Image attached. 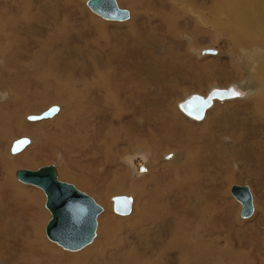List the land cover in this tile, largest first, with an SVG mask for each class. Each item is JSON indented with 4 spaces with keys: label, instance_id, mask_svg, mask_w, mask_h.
<instances>
[{
    "label": "rangeland",
    "instance_id": "obj_1",
    "mask_svg": "<svg viewBox=\"0 0 264 264\" xmlns=\"http://www.w3.org/2000/svg\"><path fill=\"white\" fill-rule=\"evenodd\" d=\"M86 1L0 0V26L8 34L7 39L0 37V48L9 55L0 54V237L9 238L14 247H20L23 239L33 238L27 223L33 225L31 212L36 205L29 203L34 202L40 205L43 216V240L54 245L58 252L76 254L95 246L101 248L100 244L113 239H132L136 234L131 227L133 217L152 206L153 201H166L171 212L163 218L162 232L157 230V237L152 234L148 238L147 247L151 248L154 239L162 240V245L168 241L172 226L180 225L187 233H193L194 223L204 213L203 205L213 210L217 199L214 208L217 211L212 214L220 221L217 227L218 231L221 228L222 246L229 248L230 239L233 245L228 252H236L244 259V263L218 264H264V248L258 244L264 240V128L249 111L237 105L254 101L257 94L216 101L201 121L189 119L178 108L179 101L191 93L205 95L212 85L226 87L235 82L241 70L245 75L243 66L248 62L244 59L239 65L230 53L240 55L247 49L253 54L260 52L259 48L252 43L230 46L232 43L220 28L210 20L200 19L203 9L213 0H117L130 11L129 20L124 22L102 18L90 10ZM29 17L32 21L25 23ZM38 26L42 27L40 32ZM223 42H228L230 48L225 49ZM13 44L17 46L10 48ZM202 48H215L219 53L200 56L195 53ZM210 59H217L219 64L232 60L240 71L230 78L210 79L195 63ZM256 65L251 68L252 75ZM59 66L61 71L56 70ZM94 69L114 74L111 98L106 97L104 84ZM53 70L62 72L65 82L81 85L75 84L68 97L57 96L41 82ZM66 72L77 78L65 79ZM47 79L52 82L51 76ZM54 104L60 105L59 114L41 121L35 119ZM170 107H174L187 128L208 123L201 138L188 129L174 130L171 139L162 138L165 121L161 115ZM64 122L68 123L65 137L68 147L63 149L64 138L54 128L66 125ZM40 123L48 125L35 127ZM165 128L170 130L168 126ZM47 134L49 137L45 139ZM23 136L29 137L31 143L12 154V143ZM189 137L194 140L183 147L181 156L176 147ZM42 146L50 151L39 153L37 149ZM138 147L149 156L151 168L141 177L132 178L123 157L136 161L140 157ZM174 154L182 159L176 162L164 159ZM22 155H28L27 160ZM49 164L57 165L62 181L73 184L104 208L98 217L95 241L83 250H65L49 240L45 228L51 214L45 207L43 190L16 178L18 169H37ZM234 184L248 185L253 192L255 212L248 219L240 217L241 205L230 193ZM119 194L133 198L129 215L119 216L113 210L111 197ZM251 233H255V238ZM135 239L140 243L138 235ZM11 242L0 240L2 254L8 253L6 247Z\"/></svg>",
    "mask_w": 264,
    "mask_h": 264
},
{
    "label": "bare ground",
    "instance_id": "obj_2",
    "mask_svg": "<svg viewBox=\"0 0 264 264\" xmlns=\"http://www.w3.org/2000/svg\"><path fill=\"white\" fill-rule=\"evenodd\" d=\"M16 10L17 9H15V11ZM22 11H23V8L19 9V12H22ZM20 16L22 18H24L25 14L24 15L21 14ZM200 19L203 21L210 20L212 25H215L216 27L220 28L227 35L230 42L232 43V44L230 43L231 44L230 46L240 45L242 43H246V44L252 43L253 46H256L259 48L260 52H258V53L255 52L253 54H250L249 52H247L246 51L247 49L242 50L240 52V55L237 53H230V56L233 55L235 57L237 64H239V63L243 64L241 61H243L244 59L248 62L247 66H243V71H244L245 75L241 74L242 70H241V72H239L240 70L237 69V67H238L237 64H234L232 62V60H230V61L228 60V63L223 62L220 64H219V61L217 59H210V60H206V61L204 60V62H198L197 61L198 63L197 62H195V63H196V66L203 72V74L209 75L210 79H212V77H214V79L218 78L219 80H222L225 77L230 78L232 75L235 76V73L239 72L240 77L238 79H235L236 80L235 82H233V83L231 82L230 85H232V84L238 85L237 87L239 89V92L245 93V96H241L240 98H242V97H244L243 99L248 98L249 96H251L254 93H255L254 95H256V94L257 95H256V99L252 102H246L247 101L246 100L245 103L240 102L238 104L237 103H235V104L239 105L241 110H246L247 112L249 111L250 114L253 115L252 116L253 118H257L259 125H261L264 128V0H213V3L208 8L203 9V13L200 14ZM30 21H32V20L29 17L28 21H25V23L26 22L28 23ZM98 24H99V22H98ZM33 25H35V24H33ZM40 28L42 29L41 26H40ZM94 28H96V27L94 26ZM37 29H39V26ZM41 29H39L37 31L40 32ZM5 30L2 26H0V37H2L3 39H7V37H8V34H7V32H5ZM109 35H111V33H109ZM105 41L109 42V40H105ZM223 43H224L225 49L230 48L228 42L227 43L223 42ZM14 46H17V44H13L12 46H10V48H12ZM0 47H2V45H0ZM4 47H6V46H4ZM202 49H204V48H202ZM202 49L196 50L195 53L200 56ZM256 51H258V50H256ZM5 53H6L5 50L3 51L2 48H0V54H3L2 56H4V57H8L9 55H5ZM208 58H209V56H208ZM256 59L258 60V64L256 62ZM221 61H224V60H221ZM217 65H220V67ZM254 65H256V69H255V73L252 75L251 68ZM82 69H85V68L82 66ZM56 70L61 71V67L56 68ZM95 70L96 69H94V71ZM27 72L29 73V70ZM190 72H191V70H190ZM67 73L72 74L71 72H66L65 73V79L72 80L74 78H77V77L71 76L70 74H67ZM96 73L98 75V79L104 84V90H105L106 97L111 98L113 95V94H111L112 83L115 80L114 74H112L111 71L100 72V70H98V69L96 70ZM63 75L64 74L62 72H61V74H59L55 70H53L52 72H49L48 76H51L52 82H50L51 80L48 81V79H47L48 76H47L44 80L41 81L43 84V87L44 88H50L51 90L54 91V93L57 96L68 97L74 91L73 90L74 85L77 84L76 86H78V85L80 86L81 84H79L78 82L67 83L64 80H62V79H64V78H62ZM106 83H108V84L106 85ZM212 87H214V86L212 85ZM210 89H208V90H210ZM206 92H208V91H206ZM60 101H63V100L60 99ZM232 102H234V101H232ZM122 104H119V105L121 106ZM54 105L59 106V111L61 110L60 105H57V104H54ZM45 110H47V109H45ZM45 110H43V111H45ZM39 113H41V112H39ZM39 113H36V114H39ZM244 113H245V111H244ZM224 115H227V114L225 113ZM222 116L223 115L221 114V117ZM227 116H229V115H227ZM26 118H28V117H26ZM161 118H162V120L165 121V123L162 125V128L165 131L163 132L161 137L165 138V139L173 138L172 133L174 130L182 131L183 129H188L189 132L191 130L194 135H196V136L199 135L198 138H201L202 134L206 132V124H208L205 122L203 125L200 124L201 126H198V127L191 126V128H187L185 126V124L183 123V121L180 119V116L178 115V113L176 112L174 107L173 108H171V107L167 108L166 111H164L162 113ZM181 118H183V117H181ZM56 119H59V118L57 117ZM66 122H64V124H66V125H59L58 127L54 128L55 129L54 132H57L58 135H61L64 138V142L62 144L63 149L68 147V144L66 142L67 139H65L66 132H67L66 128H67V124H68ZM37 125L38 126H47L48 124L47 123H40V124H36L35 127ZM166 126H168L170 130L166 129L165 128ZM229 127H230V125H229ZM69 131H71V130H69ZM254 134H256V133H254ZM189 135L191 136V133ZM263 135H264V133L262 134V136ZM23 137H27V136H23ZM48 137L49 136L47 134L45 139H47ZM182 137L183 136H181V138ZM27 138L30 139L29 137H27ZM193 140H194L193 137L192 138L189 137L187 139L182 140L179 143V145L176 147L178 154H180L182 156L183 154L181 152L183 150V147L186 146L187 144H189V142H193ZM30 142H31V139H30ZM13 143H12V146H13ZM197 147H199V146H197ZM37 151H39V153L44 152V154H45L46 152H49L50 150H47V147L42 146L40 149L38 148ZM262 151H263V148H262ZM137 152H140V153H138L140 157L134 163L127 160V157H126V159L123 157L124 161L122 160L130 168V171H131L130 177H132V178L141 177L147 171V169L149 167L151 168V166H150L151 160H150L149 156L147 155V153L143 152V149L141 147L137 148ZM141 152H143V153H141ZM144 153H146V154H144ZM12 154H15V153L12 152ZM168 154H170V153H168ZM27 156L28 155H22V157H24L23 160H27ZM164 159L170 160V161L172 160V162H176L177 160L182 159V157L178 158L177 155L174 154L171 157H167ZM138 165H139L140 170L136 168V166H138ZM15 175H16V173H15ZM231 187H232V185H231ZM231 187H230V193L233 196L232 191H231ZM119 195L129 196V195H125V194H119ZM116 196H118V195H113L111 197L112 207L114 206V198ZM129 197H131V196H129ZM166 197L169 198V195H167ZM45 199H46V196H45ZM132 200H133V198H132ZM216 200H214V202H213L214 208L217 207V201ZM225 203H226V201H225ZM29 204L31 206L36 205L31 212L33 214V218H34V221L32 222L33 225H31L30 223H27V225L30 227V229H32V234H33L32 237L33 238L31 240L27 239V241H25V239H23L21 244H20V247L19 246L14 247L13 242H11V240L9 238L0 237V240H6L7 242H11V244H12V245L6 247L7 248L6 252H8L6 254L5 253L2 254V252H4V251H1V248H0V264H218L219 262H222V261H232V262L239 261L241 263H244L243 257L238 256V253L228 252L229 249L232 248V245H233V243L230 241V239H228L229 240V248L223 247L224 244L222 246V243H221L222 232L220 231L221 228L218 231V227H217L220 225V224H217L220 221H218L217 218H215V217L213 218V216H215L213 214L216 213L217 210H214V208H213V210H211L212 207H210L209 205H206V204L203 205V207H204L203 212L204 213L202 214V218L198 219L197 221L195 220L196 222L194 223V226L192 227V232L194 231L193 233H190V232L187 233L186 231H184L182 229V227L180 225L172 226V230L169 234V239L164 245H162L163 241L161 240L162 239V236H161V239H160L161 242L154 239L155 245L151 248L147 247L146 242H147L148 238L150 239V236L152 234L154 235V238L157 237V236H155V233L157 230H159L160 233L162 232L160 229H162L164 227V226H162V228H161V224L165 220V219L163 220V218H166L169 215V213L171 212V210L168 206V202H166V201H153L152 206L148 205L147 208L143 212H141L139 215H135V217H133L131 227L135 229V232L134 231L133 232L136 234L133 235L132 239L130 238L131 240L128 237H126V238L124 237V241H121L120 239L119 240L113 239V240H111V242H108V244H103V245L100 244L101 248L95 246V247L88 248V249H86L82 252L76 253V254L68 253V252H58L54 245H50L45 240H43V238H42L43 234H41L42 233V219H43L42 217L43 216H42V212L40 210V205L35 204L34 202L29 203ZM137 206H136V209H137ZM136 209H135V212L137 213V211L139 210V207H138V210H136ZM226 209H227V207H226ZM241 209H242V206H241ZM241 209H240V217H241ZM132 210H133V208H132ZM225 212L227 213L228 211H225ZM161 214L164 216H162ZM224 215H225V213H224ZM119 216H123V215H119ZM221 216H222V214H221ZM225 216H227V215H225ZM223 219H225V218L223 217ZM212 220H214V222ZM222 221H224V220H222ZM182 222H183V220H181V223ZM211 222H213V223L211 224ZM257 222H259V221H257ZM225 223H228V222L225 221ZM195 224H196V226H195ZM239 224H241V223H239ZM228 226H230V225H228ZM253 226H254V224L252 225V227ZM232 227H233V225H232ZM129 229H130V227H129ZM252 231H254V230H252ZM255 231H256V229H255ZM238 232H237V234H238ZM240 232H241V230H240ZM253 234H255V233H253ZM136 235H138L140 237V240H141L140 243H138L137 240L135 239ZM258 235L261 236V234H258ZM235 237L236 236H234V238ZM246 237H248V236L246 235ZM253 237H254V235H253ZM248 238L250 239V236ZM108 239H107V241H108ZM262 240H259L258 244H260V247L263 245V248H264V240L263 241ZM158 243L159 244L161 243L160 246L155 247L158 245ZM0 245L2 247V244H0ZM96 245H98V243ZM254 245L255 244H253V246ZM236 246H239V245H236ZM3 250H4V248H3ZM153 250H155V251H153ZM69 251H71V250H69ZM18 253H20V254H18ZM5 255H6V257H4ZM246 263H248V262H246ZM223 264H227V263H223Z\"/></svg>",
    "mask_w": 264,
    "mask_h": 264
},
{
    "label": "water",
    "instance_id": "obj_3",
    "mask_svg": "<svg viewBox=\"0 0 264 264\" xmlns=\"http://www.w3.org/2000/svg\"><path fill=\"white\" fill-rule=\"evenodd\" d=\"M86 5L93 13L109 21L124 22L129 20L131 16L130 11L122 8L117 0H87ZM201 53L216 55L219 51L215 48H204ZM237 86L233 84L227 87L214 86L205 95L198 92L191 93L179 101L178 108L188 118L201 121L205 118L207 111L215 104V101H226L244 96V92L239 96L231 95V89L239 92ZM58 111L59 106L53 105L37 115L35 119L41 120L52 117ZM198 116L200 118H197ZM21 141L24 143H20ZM29 143L30 139L27 137L19 138L13 143L11 152H20ZM58 177V169L55 164L45 165L37 169H18L16 171L18 181L42 189L46 196L45 207L51 214L45 228L49 240L57 243L65 250L79 251L95 238L98 217L104 208L93 197ZM231 191L242 206L241 217L243 219L252 217L255 212V205L250 186L234 184ZM132 208L133 200L131 197L118 195L114 198L113 210L118 215H129Z\"/></svg>",
    "mask_w": 264,
    "mask_h": 264
},
{
    "label": "snow or ice",
    "instance_id": "obj_4",
    "mask_svg": "<svg viewBox=\"0 0 264 264\" xmlns=\"http://www.w3.org/2000/svg\"><path fill=\"white\" fill-rule=\"evenodd\" d=\"M230 92H231V95H232V96H239V95H241V93H239V92L236 91L235 89H231ZM54 110H55V109H54ZM197 118H200V117L198 116ZM20 143H24V141H21Z\"/></svg>",
    "mask_w": 264,
    "mask_h": 264
},
{
    "label": "crops",
    "instance_id": "obj_5",
    "mask_svg": "<svg viewBox=\"0 0 264 264\" xmlns=\"http://www.w3.org/2000/svg\"><path fill=\"white\" fill-rule=\"evenodd\" d=\"M226 87H227V86H226ZM30 143H31V142H30ZM30 143H29V144H30Z\"/></svg>",
    "mask_w": 264,
    "mask_h": 264
}]
</instances>
